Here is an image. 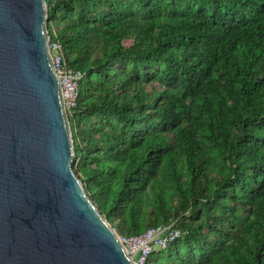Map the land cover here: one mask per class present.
I'll use <instances>...</instances> for the list:
<instances>
[{"label": "trees", "instance_id": "16d2710c", "mask_svg": "<svg viewBox=\"0 0 264 264\" xmlns=\"http://www.w3.org/2000/svg\"><path fill=\"white\" fill-rule=\"evenodd\" d=\"M46 3L83 73L73 167L111 226L180 231L145 264H264V0Z\"/></svg>", "mask_w": 264, "mask_h": 264}, {"label": "water", "instance_id": "95a60500", "mask_svg": "<svg viewBox=\"0 0 264 264\" xmlns=\"http://www.w3.org/2000/svg\"><path fill=\"white\" fill-rule=\"evenodd\" d=\"M46 0H0V264H136L73 167Z\"/></svg>", "mask_w": 264, "mask_h": 264}, {"label": "built area", "instance_id": "2783aa9c", "mask_svg": "<svg viewBox=\"0 0 264 264\" xmlns=\"http://www.w3.org/2000/svg\"><path fill=\"white\" fill-rule=\"evenodd\" d=\"M52 32L56 33L53 27ZM50 48L56 73L61 84L64 105L70 116L77 104L79 94L78 81L82 78L83 73L67 65L63 47L58 39L50 42ZM179 235L180 231L173 228L172 225L158 226L150 228L137 236L119 235V240L136 264H145L146 258L152 250L164 248L168 242Z\"/></svg>", "mask_w": 264, "mask_h": 264}, {"label": "rangeland", "instance_id": "374dc122", "mask_svg": "<svg viewBox=\"0 0 264 264\" xmlns=\"http://www.w3.org/2000/svg\"><path fill=\"white\" fill-rule=\"evenodd\" d=\"M53 29L56 31V29H57V27H53ZM113 227V226H112ZM114 228V227H113ZM114 230H115V228H114ZM116 231V230H115ZM116 233H117V231H116ZM118 234V233H117ZM119 235V234H118Z\"/></svg>", "mask_w": 264, "mask_h": 264}]
</instances>
